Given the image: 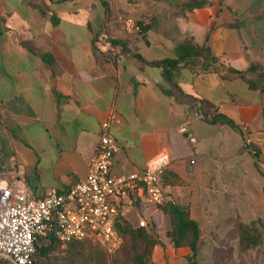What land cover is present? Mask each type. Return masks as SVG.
<instances>
[{"label": "crops", "instance_id": "obj_1", "mask_svg": "<svg viewBox=\"0 0 264 264\" xmlns=\"http://www.w3.org/2000/svg\"><path fill=\"white\" fill-rule=\"evenodd\" d=\"M216 14L167 0H0V175L22 167L36 198L68 191L85 178L113 115L120 151L111 175L139 174L165 155L163 199L187 207L198 226L192 257L189 246H172L158 205L122 202L132 227L145 218L159 236L151 252L159 264H264V74L231 71L261 62ZM125 18L147 27L127 32ZM188 42L215 59L188 57L172 83L147 63L176 58Z\"/></svg>", "mask_w": 264, "mask_h": 264}, {"label": "built area", "instance_id": "obj_2", "mask_svg": "<svg viewBox=\"0 0 264 264\" xmlns=\"http://www.w3.org/2000/svg\"><path fill=\"white\" fill-rule=\"evenodd\" d=\"M122 23L127 32L139 31L132 18ZM113 120L111 115L101 123L85 178L66 192L50 190L43 198L34 197L20 166L0 175V264H33L36 244L50 235L61 245L92 240L114 252L122 244L114 228L122 202L132 205L137 197L155 205L162 202L159 181L168 164L165 155L150 159L139 174L111 175L112 160L120 151L109 131ZM178 132L187 134L188 129L182 126ZM188 140L195 142L193 136ZM147 225L144 218L137 227Z\"/></svg>", "mask_w": 264, "mask_h": 264}, {"label": "trees", "instance_id": "obj_3", "mask_svg": "<svg viewBox=\"0 0 264 264\" xmlns=\"http://www.w3.org/2000/svg\"><path fill=\"white\" fill-rule=\"evenodd\" d=\"M167 3L174 5L177 8H181L182 10L188 11H191L193 9H203L205 7L211 6V3L207 0H167ZM227 26L233 27L232 24H228ZM146 27L147 26H139V29L140 31H143L146 29ZM208 36L209 34H207L206 36V41L208 39ZM111 43L121 44L116 40H111ZM191 45V42L179 44L176 47L177 57L174 59L166 58L147 63L161 67L165 80L172 83L173 71H175L179 67L180 63H186L188 57H194V60L200 58H210L212 60L215 59L211 54L210 48L205 44H194V46ZM123 49L130 52V50H128L126 47H123ZM134 56L138 60L143 61L142 57L139 54H134ZM257 70L261 71L262 74H264V68H262L258 63H251L244 72L236 70L231 71L243 77V73L256 72ZM216 120L231 124V122L224 116H217L216 118H214V121ZM162 175L160 176V181ZM158 207L161 212L169 216L171 220L172 228L167 233V236L170 238L172 246L180 247L183 245H187L192 251V257H194L199 239V230L196 222L189 218L187 207L174 204L171 201H165L164 199L158 205ZM114 228L123 240L127 239L130 242L132 264H155L149 262V258L151 256L152 249L158 244V242L155 238L148 234L145 228L132 227V225L129 224L121 215H119L117 220L115 221ZM59 245L60 243H58L52 235H50L48 239H41L36 244L33 264H37L41 259L46 258L49 253Z\"/></svg>", "mask_w": 264, "mask_h": 264}, {"label": "rangeland", "instance_id": "obj_4", "mask_svg": "<svg viewBox=\"0 0 264 264\" xmlns=\"http://www.w3.org/2000/svg\"><path fill=\"white\" fill-rule=\"evenodd\" d=\"M210 10L224 15L238 30L244 47L253 59L261 62L264 68V0H207ZM122 6L119 10L122 11ZM216 14V15H217ZM122 16L132 17L121 13ZM259 58V59H258ZM257 62V61H256ZM158 244H163L159 236L151 234ZM165 238V236H163ZM130 242L122 239V244L114 252H107L97 241L84 240L59 245L37 264H132ZM150 256L149 262L159 264Z\"/></svg>", "mask_w": 264, "mask_h": 264}]
</instances>
